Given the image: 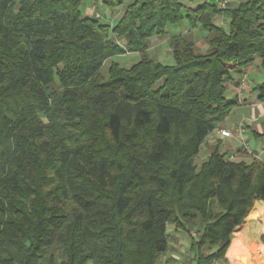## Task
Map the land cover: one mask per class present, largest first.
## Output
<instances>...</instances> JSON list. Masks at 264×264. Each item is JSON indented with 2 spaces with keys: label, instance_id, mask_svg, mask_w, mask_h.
<instances>
[{
  "label": "trees",
  "instance_id": "16d2710c",
  "mask_svg": "<svg viewBox=\"0 0 264 264\" xmlns=\"http://www.w3.org/2000/svg\"><path fill=\"white\" fill-rule=\"evenodd\" d=\"M195 1L129 0L110 25L82 15L84 0H0V264H157L168 224L189 234L196 264L225 259L264 206V161L218 144L194 161L237 106L231 70L259 59L264 100V0ZM182 20L209 51L175 34L171 64L149 55ZM127 53L139 60L101 74Z\"/></svg>",
  "mask_w": 264,
  "mask_h": 264
},
{
  "label": "rangeland",
  "instance_id": "374dc122",
  "mask_svg": "<svg viewBox=\"0 0 264 264\" xmlns=\"http://www.w3.org/2000/svg\"><path fill=\"white\" fill-rule=\"evenodd\" d=\"M102 0H99L97 5V10L100 16V20L102 22L109 23L112 25L121 15L123 12L125 4L129 0H122L123 2L115 7H108L105 4L101 2ZM199 3V0H196L192 3V6H196ZM91 7V3L89 0H84L82 3L80 10L82 12V15H86V9ZM225 19L221 16H216L215 23L218 25H224ZM188 28L186 21L182 20L180 23L177 24H171L166 27V32L163 37H159L160 40L158 42H153L148 48L147 53L149 55L154 56L156 59H158L161 62H164L166 64L172 63V58L169 53V47L167 44V40L175 35V34H184L189 39L193 40L194 46L198 51L207 52L209 51V45L207 44L205 40V31H203L200 28L195 29L193 32L191 31H185V29ZM120 43H124L123 39L119 40ZM158 43L157 46H155ZM139 53H127L124 55H117L114 56L108 60H106L102 67L100 68L101 74H103L105 77H107V70L108 65L111 61H114L118 63L120 66L124 68H128L133 64L134 62L139 60ZM226 97H229L228 94L225 95ZM227 119L225 120V122ZM204 147V148H203ZM201 146V150L199 151L197 157L195 158V164L198 166L209 154L210 146L209 148L206 146ZM208 153V154H207ZM250 155L249 157L246 156L247 161H250V159L258 158L257 156L253 155V153H246ZM262 158V157H261ZM260 203V202H259ZM259 203L255 202L250 209L253 210V208L256 206L257 208L261 210V207ZM261 204V203H260ZM263 210L264 206L261 204ZM255 207V208H256ZM263 213V212H262ZM238 231V232H237ZM167 232L169 235L168 238V249L165 253H163L160 258L158 259L157 264H196V260L194 259V254L189 250V244L191 242V237L187 232H184L180 229H175L172 224L167 225ZM237 233V234H236ZM233 240L230 243L228 250L225 255V259L213 261L212 264H237L234 261H231L230 252L234 245H237L238 249L241 250L239 257H241V262L238 264H246L243 257V244L240 240L248 246V249L246 251V258L249 264H264V213L263 215L259 213H250L243 219V222L237 226L233 231ZM240 238H239V237ZM194 239L196 237L194 236Z\"/></svg>",
  "mask_w": 264,
  "mask_h": 264
},
{
  "label": "crops",
  "instance_id": "0c3cea01",
  "mask_svg": "<svg viewBox=\"0 0 264 264\" xmlns=\"http://www.w3.org/2000/svg\"><path fill=\"white\" fill-rule=\"evenodd\" d=\"M89 9V7L86 9L87 13ZM215 20L216 17L213 19L214 23ZM223 23L225 24V21ZM195 29L197 28H186L185 31L193 32ZM159 40L158 37L150 38L148 47ZM157 45L158 43L155 46ZM241 79H243L242 85H240ZM262 82L263 72L259 66V59H255L244 67L230 71V78L226 82L225 95L228 94V98L236 99L237 106L226 117V122L225 119L215 126L202 147L207 146L209 148L210 146L211 148L218 144L220 151L225 152L230 160L247 161L245 160L246 156L249 157L250 155L246 154L247 152L242 147V142L247 141L253 155L264 161V100L259 98L260 91L257 88ZM240 127L244 130L241 134L238 132ZM221 129L229 131L230 135H220L219 131Z\"/></svg>",
  "mask_w": 264,
  "mask_h": 264
},
{
  "label": "built area",
  "instance_id": "2783aa9c",
  "mask_svg": "<svg viewBox=\"0 0 264 264\" xmlns=\"http://www.w3.org/2000/svg\"><path fill=\"white\" fill-rule=\"evenodd\" d=\"M102 2V1H101ZM98 3L99 2H97V3H91V7H90V9H91V11H92V13H93V15L95 16V17H100L99 16V13H98V10H97V5H98ZM221 5H223V3H221ZM243 84V79H241L240 80V85H242ZM243 128H238V132H239V134H241V133H243ZM219 133H220V135H222V136H229L230 135V132L229 131H227V130H224V129H221L220 131H219ZM242 147H243V149L246 151V152H248V153H252V151L250 150V148H249V146H248V144H247V141H243L242 142Z\"/></svg>",
  "mask_w": 264,
  "mask_h": 264
},
{
  "label": "bare ground",
  "instance_id": "6f19581e",
  "mask_svg": "<svg viewBox=\"0 0 264 264\" xmlns=\"http://www.w3.org/2000/svg\"><path fill=\"white\" fill-rule=\"evenodd\" d=\"M255 212H256V213H259V214H261V215H263L262 213H260V209L257 208V207L255 208Z\"/></svg>",
  "mask_w": 264,
  "mask_h": 264
}]
</instances>
